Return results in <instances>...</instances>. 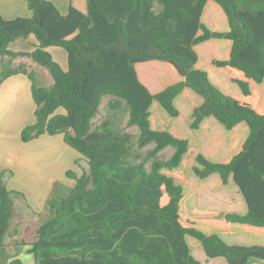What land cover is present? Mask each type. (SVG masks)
Segmentation results:
<instances>
[{"label":"trees","instance_id":"obj_1","mask_svg":"<svg viewBox=\"0 0 264 264\" xmlns=\"http://www.w3.org/2000/svg\"><path fill=\"white\" fill-rule=\"evenodd\" d=\"M24 1L30 17L0 12V85L28 74L37 119L22 140L61 133L89 166L77 159L83 173L67 171L71 192L48 205L46 222L25 227L22 245L37 264H202L188 236L208 259L264 258V0H70L67 14L49 0ZM30 35L33 52L10 49ZM50 46L67 51V70ZM21 55L46 67L53 85L13 67ZM108 94L126 100L140 145L175 148L170 160H154L149 171L132 164L130 133L109 120L90 129ZM209 178L223 201L242 199V207L189 210L184 187L201 190ZM19 195L0 176V250ZM222 230L263 243L230 244Z\"/></svg>","mask_w":264,"mask_h":264},{"label":"crops","instance_id":"obj_2","mask_svg":"<svg viewBox=\"0 0 264 264\" xmlns=\"http://www.w3.org/2000/svg\"><path fill=\"white\" fill-rule=\"evenodd\" d=\"M49 1L55 3L62 14L68 13L70 0ZM0 12L7 20L32 15L24 0H0ZM37 44L35 35H30L28 38H19L12 42L10 49L29 54L36 49ZM48 50L62 68L67 70V51L59 46H50ZM26 59L33 60L29 55H21L15 58L14 62L26 64L24 61ZM38 65L43 68L42 72L49 71L46 67ZM36 108L32 95V80L28 74L17 73L2 82L0 85V176L10 190L18 191L22 195H19L15 201L16 216L12 222L15 218L17 220L12 231L11 222V228L5 238V246L0 250V264H10L15 259H21L24 264H36L31 257L32 254L28 253V246L12 242L13 238L18 237V232L28 225L25 224L22 212L25 210L38 216L43 215L48 205H57L59 199L67 196L74 185V180L67 176V171L73 170L80 175L76 161L77 159L81 162L85 161L79 152L64 141L63 134H42L28 142L22 140L23 129L36 122ZM217 197L218 201L222 202V209L235 211L242 207V199L226 202L219 197V194ZM226 234L228 236L226 238L220 235L230 244L258 243L242 235L241 238L237 237L238 233L228 230ZM199 244L196 243L198 249ZM199 250L206 258L205 252ZM213 261L216 264H227L224 258H215Z\"/></svg>","mask_w":264,"mask_h":264},{"label":"rangeland","instance_id":"obj_3","mask_svg":"<svg viewBox=\"0 0 264 264\" xmlns=\"http://www.w3.org/2000/svg\"><path fill=\"white\" fill-rule=\"evenodd\" d=\"M154 10L156 13H159L162 10V5L157 1L155 2ZM24 61H26L25 62L26 64H23V65H25L28 70H31L33 72L34 79L38 85L47 86V87L53 85L54 79L49 71L42 72L43 68H41L38 64H36L33 60L26 59ZM18 63L19 62H13V67H18L20 65ZM112 99H120L121 106L119 108H113L110 105V101ZM162 112L165 113L163 110ZM106 120L110 121V126L116 131L127 132L132 135V141H133V156L131 158L132 164H138L140 162H144L147 169L151 171L154 160L158 159V160L167 161V160H170L171 157L173 156L175 152V148L173 146H166L163 149L155 150L156 148L155 142H150L146 145L139 144L141 130L137 124H132L130 122V108L125 99L117 97L112 94L105 95L99 109L97 110V112L94 114L92 118L90 129H95L97 126H100ZM72 133H74L73 130H72ZM58 134H61V133H58ZM80 163L82 164L83 169L89 170V166L86 161H82V162L80 161ZM79 170H80V173L82 174L83 173L82 169L79 168ZM215 176L219 177L218 174H216ZM198 181L199 180H196V179H193L190 181L189 179V183L192 184V186L197 185ZM216 181H218L217 178H209V179L202 180V182H205V184H207L208 186L205 187L201 185V183L199 182L198 189H201V190H198V191L194 190L195 189L194 187L190 188V186H187V185L184 187L187 192V197H188L187 203H188L189 210L193 212L205 213V212H212L214 211L215 208H221L220 202L217 201L218 200L217 194H219L218 187H215L212 185V184H216ZM192 190L195 192L191 194ZM22 214L25 220V224L32 225V226L40 225L46 222L49 218V215L47 214V210L44 211L43 215L39 214L38 216L34 215V213L32 214L25 210H23ZM16 220L17 218H15V221ZM15 221L13 222L11 221L13 225V227L11 228V231L14 230ZM24 230L25 228L18 232V237L13 238L12 240L13 244L22 245L23 237H24ZM219 233L225 238L228 237L226 234V231H220ZM241 235L242 237L250 241H255L260 244L263 243V240L260 237L250 235V234L245 235L241 233L240 234L238 233L237 237L240 236L241 238ZM187 241H188L190 248L192 249L191 250L192 254L197 259H199L202 262V264H216L215 261H213V259H208L207 257L205 258L203 254L201 253V251L199 250L200 248L198 249L196 247V243L199 242L197 239L188 236ZM31 257L35 260L33 254ZM254 262H256L255 264H264V258L252 256L248 258L246 264H254ZM36 264H37V261H36Z\"/></svg>","mask_w":264,"mask_h":264},{"label":"water","instance_id":"obj_4","mask_svg":"<svg viewBox=\"0 0 264 264\" xmlns=\"http://www.w3.org/2000/svg\"><path fill=\"white\" fill-rule=\"evenodd\" d=\"M245 259V258H244ZM244 259L241 261V263L240 264H243L244 263Z\"/></svg>","mask_w":264,"mask_h":264}]
</instances>
